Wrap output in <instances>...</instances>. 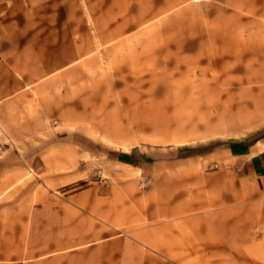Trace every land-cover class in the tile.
Returning a JSON list of instances; mask_svg holds the SVG:
<instances>
[{
  "label": "rangeland",
  "instance_id": "374dc122",
  "mask_svg": "<svg viewBox=\"0 0 264 264\" xmlns=\"http://www.w3.org/2000/svg\"><path fill=\"white\" fill-rule=\"evenodd\" d=\"M0 30V264H264V0H0Z\"/></svg>",
  "mask_w": 264,
  "mask_h": 264
},
{
  "label": "crops",
  "instance_id": "0c3cea01",
  "mask_svg": "<svg viewBox=\"0 0 264 264\" xmlns=\"http://www.w3.org/2000/svg\"><path fill=\"white\" fill-rule=\"evenodd\" d=\"M6 32L4 30H0V52L1 50L4 48V46L7 45L8 43V36H6L5 34ZM0 67H1V59H0ZM4 76L2 75V71L0 69V82L1 80H4ZM3 97H1V92H0V100L3 101L2 99ZM0 101V124L2 125V127L4 125L8 126L9 120L7 119V110H8V103L7 102H1ZM9 135V134H8ZM10 139H12V137L9 135ZM259 141H256V143H258ZM249 143H241L239 145H237V147H235V150L237 151V153L241 152L245 154V151H250L249 150ZM241 162L245 163L247 161V164L249 163L248 161H250V163H253L254 159L251 157H241ZM249 167V165H247V168ZM258 181L264 185V172H261L260 175L257 177Z\"/></svg>",
  "mask_w": 264,
  "mask_h": 264
},
{
  "label": "built area",
  "instance_id": "2783aa9c",
  "mask_svg": "<svg viewBox=\"0 0 264 264\" xmlns=\"http://www.w3.org/2000/svg\"><path fill=\"white\" fill-rule=\"evenodd\" d=\"M11 144V140L8 136V134L5 132L4 128L0 124V151L3 148L8 147Z\"/></svg>",
  "mask_w": 264,
  "mask_h": 264
}]
</instances>
